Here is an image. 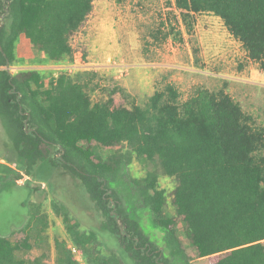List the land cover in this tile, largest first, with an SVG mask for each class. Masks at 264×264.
<instances>
[{
    "label": "trees",
    "instance_id": "1",
    "mask_svg": "<svg viewBox=\"0 0 264 264\" xmlns=\"http://www.w3.org/2000/svg\"><path fill=\"white\" fill-rule=\"evenodd\" d=\"M94 2L0 0V119L7 140V157L0 159L22 171L7 179L30 177L44 163L79 182L82 201L88 197L93 203L118 249L99 253L100 233L93 227L80 230L79 220L70 223L65 215L69 239L88 264H158L160 259L188 264L176 219L162 216L166 198L156 175L137 183V196L162 231L161 248L153 247L136 217L121 209L111 187L131 155L143 157L175 179L171 203L199 259L264 264V127L228 93L198 86L181 101L178 89L166 84L145 105L128 106L120 86L103 88L92 100L95 71L60 73L48 87L38 70L10 71L22 66L15 53L20 35L48 62L72 60L73 39L92 16ZM164 7L154 41L182 43L183 32L193 35L196 15L211 14L264 73V0H164ZM102 150L110 155L103 157ZM54 245V264H79L67 242ZM31 247L23 228L0 236V264H51L43 255L16 260V251Z\"/></svg>",
    "mask_w": 264,
    "mask_h": 264
},
{
    "label": "rangeland",
    "instance_id": "2",
    "mask_svg": "<svg viewBox=\"0 0 264 264\" xmlns=\"http://www.w3.org/2000/svg\"><path fill=\"white\" fill-rule=\"evenodd\" d=\"M165 13L164 0H123L120 3L95 0L92 16L73 39L75 56L72 60L48 62L23 43L19 44L20 54L24 55L23 51H26L28 57L21 61V70L35 67L43 73L48 87L60 73L74 75L84 69L80 65L91 66L97 71L90 85L92 100L98 99L101 89L120 86L127 93L128 106L145 105L148 98L166 84L178 89L181 101L198 86L210 91L224 90L253 117L257 126L264 127V74L246 57L221 20L211 14L196 15L192 36L183 32L182 43H174L170 38L158 43L152 34L160 29ZM75 60L78 63L75 64ZM74 65L76 67L68 72L67 69ZM15 68L10 71L14 73ZM6 143L0 119V158L7 157ZM100 153L103 157L110 155L106 150ZM0 165V236L23 228L32 245L27 252L16 251L17 259L27 261L43 255L52 264L56 258L55 240L65 241L69 248L73 247L63 221L65 215L71 219L70 223L79 220L80 230L88 231L93 227L100 233L99 253H118L116 243L101 225L96 207L87 200L88 197V204L82 201L85 195L79 182L66 170H52L43 163L36 167L32 176L13 182L7 177L12 180L13 174H22L18 165L8 164L3 159H0ZM149 173L156 175L157 188L165 193L162 216L176 219L175 231L187 263L209 264L207 258L197 257L185 236L183 223L175 215L171 203L175 179L163 175L157 165L143 157L131 155L130 162L123 163L117 182L111 184L121 209L136 217L153 247L161 248L162 231L137 196V183H143ZM75 257L79 264H88L82 251L77 250ZM158 261V264H174L171 259ZM126 264L133 263L126 261Z\"/></svg>",
    "mask_w": 264,
    "mask_h": 264
},
{
    "label": "crops",
    "instance_id": "3",
    "mask_svg": "<svg viewBox=\"0 0 264 264\" xmlns=\"http://www.w3.org/2000/svg\"><path fill=\"white\" fill-rule=\"evenodd\" d=\"M18 44H16V47H15V53H16V57H17V59H19L20 61H22V60H24L25 59V57H28V55H26V51H23L24 52V55L23 54H20V51H19V44H28V46L31 48V45H30V43H29V41L25 38V36L24 35H20L19 36V38H18V42H17ZM31 50H33L32 48H31ZM34 51V50H33ZM34 52H36V51H34ZM25 62V61H24ZM107 62H108V64H110V62H111V60H110V58H108L107 59ZM94 67V66H93ZM35 67H32V68H29V69H31V70H37V69H34ZM16 70H21L22 69V67H20V66H18V67H16L15 68ZM95 71V72H97L96 71V68H94V69H91V66L89 67V66H87L86 68H84L82 71ZM261 72V71H260ZM263 72H261V74H262ZM264 74V73H263ZM27 252V251H26ZM15 256H16V252H15ZM75 256V255H74ZM76 258V257H75ZM34 259H36V258H32V259H30V260H27V261H33ZM16 260H19V259H17L16 258ZM76 260H77V258H76ZM21 261H23V260H21ZM54 263V261H52V264ZM41 264H43V263H41Z\"/></svg>",
    "mask_w": 264,
    "mask_h": 264
},
{
    "label": "built area",
    "instance_id": "4",
    "mask_svg": "<svg viewBox=\"0 0 264 264\" xmlns=\"http://www.w3.org/2000/svg\"><path fill=\"white\" fill-rule=\"evenodd\" d=\"M76 63H78L76 60H75V64ZM76 67V65H74V66H70L68 69H67V71L69 72L70 71V69H72V68H75ZM87 66L86 65H80V68H86ZM70 250H71V252L75 255L76 253H77V249L73 246V247H70Z\"/></svg>",
    "mask_w": 264,
    "mask_h": 264
},
{
    "label": "water",
    "instance_id": "5",
    "mask_svg": "<svg viewBox=\"0 0 264 264\" xmlns=\"http://www.w3.org/2000/svg\"><path fill=\"white\" fill-rule=\"evenodd\" d=\"M2 17H3V16H0V20L2 19ZM110 201H112V200H110Z\"/></svg>",
    "mask_w": 264,
    "mask_h": 264
}]
</instances>
